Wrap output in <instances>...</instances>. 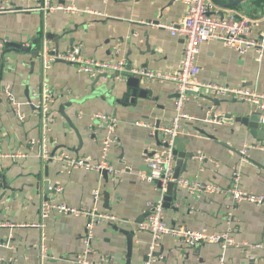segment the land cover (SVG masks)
<instances>
[{
  "label": "crops",
  "instance_id": "obj_1",
  "mask_svg": "<svg viewBox=\"0 0 264 264\" xmlns=\"http://www.w3.org/2000/svg\"><path fill=\"white\" fill-rule=\"evenodd\" d=\"M36 1L0 0V4L10 8L0 12V150L27 153L25 158L0 160L4 176L0 190V264H40L37 243L41 234L54 256L43 264H75L74 257L83 249L85 218L56 214L49 216L42 228L17 224L39 221V205L43 200L92 207L96 189L100 191L97 208L116 214L126 222L95 226L90 257L107 255L120 264H140L148 252L151 236L139 231L136 224L144 219L147 202L161 199V191L154 182L138 178V173L146 170L145 157L158 147V140L154 132L135 122L155 127L168 124L175 113L177 92L174 82H148L139 78L134 100L130 97L125 101L127 81L135 76L130 72L134 68L177 71L184 39L155 24L182 20L186 5L183 0H71L79 7L78 13L42 14L35 9ZM85 8L101 11L104 16L86 13ZM221 9L261 19L264 0H243ZM263 27L264 23L260 22L252 29L251 36L257 37ZM47 33L55 36L58 46L52 39H45ZM41 35L42 44L48 42L58 51L80 44L83 55L101 60L124 57L127 69L124 79H115L107 73L95 81L96 78L65 62H54L43 71L40 50L35 57L33 52L8 50L4 45L13 41L29 46ZM262 53L259 56L249 50L240 55L218 40L203 42L196 58L200 69L196 78L264 93ZM43 80L55 94L51 106L54 119L50 123V148L88 155L96 161L107 130L99 121L92 120L91 115L113 114L118 120L114 131L117 142L110 148V160L114 167L125 169L122 174L110 176L106 181L101 173L85 169L66 173L57 162L36 157L37 146H31L29 141L40 135V120L25 102L37 101L36 94ZM6 87L14 101L21 103L23 121L14 113L4 91ZM104 90H109V94L104 95ZM213 104L205 94L191 96L185 102L184 110L191 119L184 120L174 141V150L192 152V157L184 158L186 167L179 176L227 187L235 171L240 187L264 194V151L248 147L261 141L252 136L247 125L224 117L227 112L235 117L255 111L245 101L235 99L223 98L221 106ZM258 125L264 130L260 116ZM198 153L206 157L198 160ZM5 182L9 187L2 185ZM45 182L49 183L47 195ZM56 186L62 188L60 193H54ZM104 193L108 194L106 201ZM167 204L168 207L163 205L167 225L210 233L228 231L240 245L225 250L217 244L187 247L166 235L155 248L156 264H220L221 256L223 264H264L262 207L235 202L224 194L196 198L180 188Z\"/></svg>",
  "mask_w": 264,
  "mask_h": 264
},
{
  "label": "built area",
  "instance_id": "obj_2",
  "mask_svg": "<svg viewBox=\"0 0 264 264\" xmlns=\"http://www.w3.org/2000/svg\"><path fill=\"white\" fill-rule=\"evenodd\" d=\"M104 2L108 0H103ZM186 9L183 19L176 22H157L155 25L163 27L171 35H181L184 39L183 55L179 62L177 71L164 72L160 70H151L147 68L131 69V74L148 82H174L177 96L174 103V116L166 125L155 127L146 122L136 121L137 126L146 127L154 134L157 132L158 147L153 150L151 155L145 157L146 170L138 173V178L146 182H160L161 199L147 202V212L144 219L136 224L139 231L147 232L151 236V243L145 259L140 264H156L155 248L160 240L166 236H172L187 247H196L201 244H217L221 250L228 247H237L240 244L231 236L228 231L204 232L186 228L183 226H169L165 222L163 193L166 185L173 182L177 188L185 190L190 195L200 198L207 194H224L231 197L235 202H248L264 209V194L255 193L243 189L239 185V175L233 171L231 184L222 187L214 182L202 181L196 177H173L175 165L174 141L183 128V122L191 119L184 110L185 102L199 93L209 95L216 99H235L245 101L252 110L260 114V123L264 128V93H260L249 87H232L227 84L202 81L196 78L200 69L196 63L199 46L203 42L218 40L224 45L233 48L238 54H245L253 50L259 56L264 51V27L257 33V37H252L251 32L260 22L264 23V17L261 19L249 18L241 15L231 9L223 10L214 0H183ZM7 5L0 4V12L8 11ZM36 10L42 14L61 11L68 14H75L80 11L79 7L71 0L59 2L58 0H37ZM223 10V11H222ZM86 13L102 17L104 13L98 10L85 8ZM222 11V12H221ZM44 42L40 49V59L42 70L47 71L54 62L58 60L73 65L77 71L85 73L91 77H98L110 73L115 79H124L126 69V59L124 57L111 60H101L94 56H87L81 53L80 44H74L65 50L58 51L55 47ZM5 94L14 113L21 121L24 114L20 110L21 103L14 101L13 96L4 89ZM189 92H196L192 94ZM36 94V93H34ZM198 96V95H197ZM37 101H26L25 104L32 106L33 110L40 120V135L38 138L31 139L29 144L37 146L36 157L44 161L57 162L61 170L70 173L74 169H85L100 173L106 170L109 177L122 174L124 168H116L110 160V148L117 142L114 134L117 125V118L113 114L95 112L91 115L92 120L99 121L106 130L107 134L101 140V151L99 158L95 161L88 155H75L65 150L54 151L50 148V123L54 119L51 109L55 101V94L47 81H42L41 88L36 94ZM250 148L264 151V142H256L248 145ZM246 149V148H244ZM241 149V152H245ZM27 153L20 150L2 152L0 150V160L25 158ZM206 156L198 153L196 158L203 160ZM0 190H1V168H0ZM54 193H60L62 188L56 186ZM94 205L92 207H77L65 202L43 200L39 205V221L31 223H20L19 226L42 228L45 226V220L51 215L65 214L86 219L85 230L82 236L83 249L74 257L75 264H120L113 257L103 255L97 258H91V241L94 236V228L99 224L124 223L125 220L107 210H100L96 204L100 198V191L94 190L92 195ZM256 246H260L257 244ZM38 257L40 264L45 260L53 259L45 243V236L41 234L37 243ZM3 260V258H1ZM220 264H223L222 256L219 258Z\"/></svg>",
  "mask_w": 264,
  "mask_h": 264
},
{
  "label": "water",
  "instance_id": "obj_3",
  "mask_svg": "<svg viewBox=\"0 0 264 264\" xmlns=\"http://www.w3.org/2000/svg\"><path fill=\"white\" fill-rule=\"evenodd\" d=\"M215 3L221 7V8H228V7H233L239 3H241L243 0H214ZM42 35L38 36L36 38V40L33 41V43L29 46H24L22 45L20 42H13V41H8V42H4V45L6 46V48L8 50H18L21 52H25V53H32L33 55H35V57L38 56V51L41 49L42 47ZM45 39L50 40L52 39L54 41L55 46H58L57 43V39L55 38V36H53L52 34L47 33L45 35ZM57 49V48H56ZM58 50V49H57ZM57 62H64L61 60H58ZM66 63V62H65ZM105 76V75H104ZM99 77H96L95 81L99 80ZM139 77L137 76H131L128 78L127 81V86H129L127 95L124 100L126 101L127 98H130L134 100L136 94H137V89L139 87ZM105 91V90H104ZM142 90L139 92V95H141ZM192 94H196V92H189ZM109 94V90L104 92V95H108ZM177 95V94H176ZM197 95H204L198 92ZM214 102V106H221V99H216V98H212ZM111 101V100H109ZM229 112L226 113V116H224L225 118H228L231 122H236L242 125H247L251 131L250 133L252 134V136L254 138H256L259 141H264V130L259 129V125H258V113L255 112H249L246 115H238V116H233L231 117V114H228ZM214 117V116H213ZM218 119V118H217ZM156 137H158L157 132L155 133ZM174 154H175V168L173 170V177L177 178L180 175V171L181 169L184 170L183 168L186 167V161H184V158L190 159L192 157V152H178L177 150H174ZM102 177L108 181L109 175L107 173L106 170H102L101 172ZM1 181H4V176L1 173ZM154 183L157 185V187L160 189V182L159 181H154ZM48 182H45V193L46 195L48 194ZM4 187H9V185L7 184V182H5V184H2ZM177 186L173 183V182H169L166 185V189H165V193L162 197L163 200V205L165 207H168L167 203L169 201H171L172 196L174 195V193L176 192ZM104 198L105 201L108 198V194L104 193ZM124 232V231H123ZM128 248H130V244H128Z\"/></svg>",
  "mask_w": 264,
  "mask_h": 264
},
{
  "label": "rangeland",
  "instance_id": "obj_4",
  "mask_svg": "<svg viewBox=\"0 0 264 264\" xmlns=\"http://www.w3.org/2000/svg\"><path fill=\"white\" fill-rule=\"evenodd\" d=\"M76 69V68H75Z\"/></svg>",
  "mask_w": 264,
  "mask_h": 264
}]
</instances>
